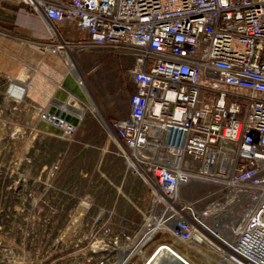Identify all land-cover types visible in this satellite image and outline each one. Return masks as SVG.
Instances as JSON below:
<instances>
[{"label": "built area", "instance_id": "obj_1", "mask_svg": "<svg viewBox=\"0 0 264 264\" xmlns=\"http://www.w3.org/2000/svg\"><path fill=\"white\" fill-rule=\"evenodd\" d=\"M16 1L51 28L45 50L97 47L106 59L132 60L128 117L112 123L71 70L84 99L68 94L66 107L97 115L149 193L137 230L94 240L105 252L96 264H148L161 246L190 264H202L198 253L264 264V0ZM65 21H77L86 40L63 39ZM41 116L65 139L75 130L60 114ZM192 181L220 185L225 201L182 195Z\"/></svg>", "mask_w": 264, "mask_h": 264}, {"label": "rangeland", "instance_id": "obj_2", "mask_svg": "<svg viewBox=\"0 0 264 264\" xmlns=\"http://www.w3.org/2000/svg\"><path fill=\"white\" fill-rule=\"evenodd\" d=\"M26 41L29 51L36 46L44 50L45 46L41 45L44 42L34 38ZM24 45V39H14L0 32V264H96L105 252L92 247L94 240L104 245L111 233L137 230L141 214L138 225H115L104 219L105 211L100 212L103 205L95 202L92 194L78 191L77 179L54 180L60 165L58 158L67 146L64 143H69L66 141L73 138L75 130L65 139L60 129L59 132L36 131L25 124L23 93L8 92L10 84L17 83L21 87L20 83L24 84ZM64 48L61 52L69 62L71 57L69 52L65 54ZM103 52H97L98 58L104 56ZM128 61L132 63L131 59ZM103 67H107L109 78L114 72L118 73L111 61L107 60L98 68ZM74 72L77 74L76 67ZM117 82L118 95L121 90L129 96L132 92L130 77L119 75ZM93 108L104 120L95 102ZM87 113L93 115L104 137L109 138L95 113L84 110L80 118ZM111 145L116 151L112 141ZM180 192L189 198L211 197L221 201H225L227 195L220 185L198 181L182 187ZM147 200L149 196L143 198L142 203ZM157 243L155 239L147 251ZM194 256L196 262L208 264L199 253ZM128 264L139 263L136 260Z\"/></svg>", "mask_w": 264, "mask_h": 264}, {"label": "crops", "instance_id": "obj_3", "mask_svg": "<svg viewBox=\"0 0 264 264\" xmlns=\"http://www.w3.org/2000/svg\"><path fill=\"white\" fill-rule=\"evenodd\" d=\"M48 30L51 31V28ZM57 30L65 40L84 42L87 38L77 21L60 23ZM0 32L25 40L23 72L26 78L24 84L20 83L23 87L25 124L36 131L59 132L54 123L45 121L41 116L42 113H50L60 114L76 125L73 138L64 143L67 146L58 158L60 165L54 180L77 179L75 185L78 191H87L93 195L95 202L103 205L100 212L105 211V220L120 226L138 225L141 210L148 202L142 203L143 198L149 193L137 176L126 169L123 158L113 149L110 138L104 137L93 115L87 113V117L79 119L71 106L66 107L70 99L68 94L84 99L69 62L64 55L37 46L30 51L27 49L29 42L26 39L34 38L37 42L49 39L44 18L16 0H0ZM96 48L72 45L65 49L76 67L78 78L84 80L105 120L112 123L125 119L129 113L128 94L120 90L118 95L117 80L119 75H127L124 68L129 61L112 57L106 59L105 53L97 48L104 53L98 58ZM107 60L113 62L118 71L111 78L107 75V67L98 68ZM131 86L133 91L132 83Z\"/></svg>", "mask_w": 264, "mask_h": 264}, {"label": "bare ground", "instance_id": "obj_4", "mask_svg": "<svg viewBox=\"0 0 264 264\" xmlns=\"http://www.w3.org/2000/svg\"><path fill=\"white\" fill-rule=\"evenodd\" d=\"M64 50H65V54H67L66 51H68V50L65 48H64ZM69 64H70L71 68L72 67L75 68L74 63L70 58H69ZM8 92L10 94L12 93L15 95H22L23 87H21L17 83H12L9 85ZM89 100H90V106L93 108L94 102H93V99L91 98L90 95H89ZM100 119H101V117H100ZM101 120L104 121L103 119H101ZM208 257H209V258H207L208 264H227V261L223 255H215L212 257L211 256H208ZM175 261L178 263H180V261H186L187 263H189L183 256L176 254L172 248H169L168 246H167V248L164 246H161V248H159L157 251H155L150 256L148 264H177Z\"/></svg>", "mask_w": 264, "mask_h": 264}, {"label": "water", "instance_id": "obj_5", "mask_svg": "<svg viewBox=\"0 0 264 264\" xmlns=\"http://www.w3.org/2000/svg\"><path fill=\"white\" fill-rule=\"evenodd\" d=\"M176 262V261H175ZM177 264H186L184 261H180V263L176 262Z\"/></svg>", "mask_w": 264, "mask_h": 264}]
</instances>
